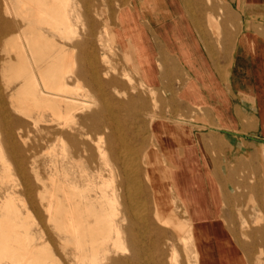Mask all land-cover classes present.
Returning <instances> with one entry per match:
<instances>
[{"label":"bare ground","instance_id":"1","mask_svg":"<svg viewBox=\"0 0 264 264\" xmlns=\"http://www.w3.org/2000/svg\"><path fill=\"white\" fill-rule=\"evenodd\" d=\"M17 1V14L28 22L29 32L25 44L46 93L39 94L34 84V75L27 68L26 72L23 71V64L26 62L25 45L20 38L14 37L7 42V46L16 52L18 62L12 68L9 66L8 71L14 81L24 76L26 80L13 97L14 103L28 113L51 111L53 117L64 119L68 123L73 121L74 112L82 114L94 109L77 120V187L65 169L60 171L54 168L51 176L54 178L49 179L50 188L44 186V192L40 195L41 203H46L44 208L47 222L74 238L77 264H177L174 248L167 246L171 242L167 238L168 232L175 235L176 231L187 257L186 264H217L213 258H205L204 246L210 238L201 228L191 223L192 219H188L185 225H179L175 211L161 209L163 196L162 193H154L155 187L151 184L154 181L148 169L143 182L150 184V191L154 193L152 220L160 228L149 226L148 210L142 202L147 194L139 189L143 182L138 173L140 169L136 158V149L142 147L141 142L129 137L130 134L134 135L133 129L120 120L123 113L129 112V106L122 103L111 106L107 101L90 54H81L77 59V89L66 85V73L75 66L72 53L57 44L54 37L46 36L42 28H48L61 39L74 37V10L70 8L72 1ZM90 2L91 0H77V38L79 29L86 32L87 40L93 39L95 29L100 27L102 38H96V44L100 45L104 40L112 46L115 36L109 33L102 19L94 21L80 11L82 6L87 10ZM123 15L126 18L128 12H123ZM210 25L217 27L213 22ZM92 46L81 44L84 50L92 49ZM126 54L127 58L134 60L137 50L130 47ZM133 60L129 61L132 63ZM30 83L32 92L26 94V85ZM81 84L87 85L91 92L83 93ZM111 87L114 88L115 84L112 83ZM73 93L91 101L82 104L77 100L74 103L64 96ZM63 107L66 113L61 114ZM83 136L87 138L86 142L82 141ZM62 158H66L65 150L62 151ZM83 164L89 166L91 172L80 167ZM19 170L23 174L21 168ZM34 176L38 182H42L36 172ZM9 177V170L5 168L2 179L9 182ZM29 186L25 185L26 191H29ZM15 187V184L11 185L12 190ZM31 209L38 214L33 205ZM29 224L19 212L15 195L12 192L6 193L0 202V264H62L52 254L46 253V243L42 246L34 243ZM165 247L169 250L167 257ZM153 251H162V257L156 260L152 257ZM257 264L262 263L257 261Z\"/></svg>","mask_w":264,"mask_h":264},{"label":"rangeland","instance_id":"2","mask_svg":"<svg viewBox=\"0 0 264 264\" xmlns=\"http://www.w3.org/2000/svg\"><path fill=\"white\" fill-rule=\"evenodd\" d=\"M71 1L70 8L74 10L72 21L76 31L74 37L61 39L51 33L48 28L43 27L42 29L46 36L49 38L54 37L57 44L72 53L75 66L71 71L66 73L65 77V83L69 88L77 89V80L75 79L79 71L77 59L81 54H90L92 60L95 62L94 67H96L98 80L103 86L107 101L111 106L120 103L129 106V112L123 113L120 116V120L123 124L129 125L133 129L132 133L134 135L130 134L129 137H133L136 141L141 142L140 146L142 147H139L138 150L136 149V158L139 164H137V167L140 169L138 173L143 182L144 175L148 169L151 174H153L155 169L163 171V168L153 165L155 162L159 163L160 161V158L155 157L153 154V122L160 118H166V120L173 123L185 122V118L178 116L175 104H173L174 110H172L169 102L171 93L176 96V92L178 91L176 85L180 77H182V71L169 56L163 53L160 45H157L153 41L151 30L139 13L137 7L138 0H91L87 10L84 6L80 8V11L84 15H88L94 21L102 19L109 33L115 36L112 46L106 44L104 40L100 45L96 44V38L99 40L102 38L100 27L95 29L93 39L87 40L86 32L79 29V37L77 38V0ZM17 8V0L16 2L15 0H0V202L6 193L12 192L15 195L19 212L30 223L29 230L30 234L34 237V243L41 246L46 243V253L52 254L62 264H77V246L74 243V238L64 231H58L54 224L47 222L48 218L44 208L46 203H41L40 195L44 192V186L50 188L49 179L54 178L51 177L54 168L60 171L62 168L65 169L70 175L69 178L74 181L77 187V120L84 118L94 109L82 114H77V111L74 112V122L68 123L64 119L53 117L51 111L48 110L41 113L39 111L28 113V111L17 107L13 97L26 80L24 76L14 81L11 72L8 71L9 66L12 68L18 62L16 52L7 46V42L14 37L20 38L21 42L25 45L26 62L23 64L25 67L23 71L26 72L25 70L28 69L34 75V84L39 94L46 93L25 44L29 32L27 28L28 22L17 14ZM123 12L124 14L128 12L126 18ZM97 16L100 18H97ZM216 28L212 26V30H217ZM127 29L128 31L123 32L121 36V30L125 31ZM128 40L135 41L134 45L137 50L143 48L146 50L151 60V72L148 70L147 64L142 59H139V52L133 57L134 60L124 55L130 48L126 44ZM82 43H86L88 46H92V43L95 45L92 46V49L84 50L81 47ZM102 57L103 60L101 59ZM129 60H133V65ZM147 74L151 77L153 76L154 80L151 77L148 78ZM112 83L115 84L114 88L111 87ZM28 86L26 85V94L32 92V83L28 84ZM81 87L83 93L85 91L91 92L87 85L81 84ZM92 95H94L93 92ZM64 96L74 103H77V100L82 104L91 101L81 96L78 97L77 93L66 94ZM172 111L174 115L170 116ZM60 113H66L64 107L60 110ZM82 141L86 142L87 138L83 136ZM63 150L66 151V158H62ZM161 161L165 165L167 164L166 161ZM19 167L23 171V174L19 170ZM80 167H85L88 172H91V168L87 165L83 164ZM5 168L9 170V182H5L2 179ZM35 172L39 175V179L42 182L36 180L34 176ZM159 175L157 173L155 176H152L154 183L151 184L153 188L155 187L154 193H162L161 209H165L168 212L175 211L178 224L185 225L186 221L192 218L191 215L185 213L188 209L183 201L176 197V193L170 190L169 184L160 181V179L167 178H165V174L162 177ZM58 178L61 179V176H58ZM12 184L16 185L14 190L11 188ZM26 184L30 185L29 191L25 189ZM140 186L141 188L139 189L142 192L145 191V194H147V197L142 202L148 210L147 217L150 219L148 224L150 227L157 228L159 226L154 223L151 214L155 207L154 193L152 194L150 191V184L143 182ZM32 205L37 209L38 214L32 212ZM236 218L238 220L237 226L235 228H233L234 226L232 228L229 227V232L235 235L234 238L230 239L227 235L225 241L222 239V243H219L217 230L206 228L205 234L210 239L204 246L205 258H214L218 264H257V261H261L264 264L263 212H261L260 208H253L250 213L237 214ZM191 223L195 226L197 225L195 218L191 220ZM209 224L207 222L204 225L208 227ZM178 236L179 233L177 231L175 235L168 232L167 238L171 242L167 246L171 249L174 248L177 254V264H186L187 257L181 242L178 240ZM228 242L230 245L224 246ZM244 248L249 249L250 253L243 251ZM230 250H232V253L229 252ZM168 251L166 248L165 257L168 256ZM241 253H243V256ZM231 254L232 256H230ZM246 254H248V257ZM162 255V251H153L152 257L157 260ZM245 258H248L250 261L247 262ZM234 259L238 260H235V263L229 262Z\"/></svg>","mask_w":264,"mask_h":264},{"label":"crops","instance_id":"3","mask_svg":"<svg viewBox=\"0 0 264 264\" xmlns=\"http://www.w3.org/2000/svg\"><path fill=\"white\" fill-rule=\"evenodd\" d=\"M137 7L153 41L182 71L176 96H168L185 122H153L154 166L164 171L151 177L165 174L160 181L196 226L216 229L222 243L234 238L237 214H264V0H138ZM137 52L150 71L146 50Z\"/></svg>","mask_w":264,"mask_h":264}]
</instances>
